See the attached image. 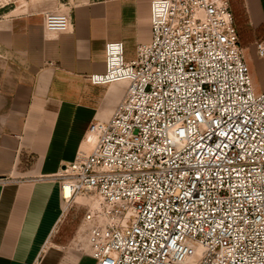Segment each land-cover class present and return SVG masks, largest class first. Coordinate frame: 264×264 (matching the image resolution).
Instances as JSON below:
<instances>
[{"label": "built area", "instance_id": "built-area-1", "mask_svg": "<svg viewBox=\"0 0 264 264\" xmlns=\"http://www.w3.org/2000/svg\"><path fill=\"white\" fill-rule=\"evenodd\" d=\"M45 30L71 32V12L46 14ZM151 30L130 62L106 44L90 80L126 94L91 124V152L47 179L65 203L101 200L83 218L95 264H264V91L231 0H152Z\"/></svg>", "mask_w": 264, "mask_h": 264}, {"label": "crops", "instance_id": "crops-1", "mask_svg": "<svg viewBox=\"0 0 264 264\" xmlns=\"http://www.w3.org/2000/svg\"><path fill=\"white\" fill-rule=\"evenodd\" d=\"M2 2L6 0H1ZM152 0H12L0 8V264H86L52 239L65 211L57 181L88 155L96 121L112 118L127 84H92L105 46L124 44L127 61L149 43ZM254 84L264 91V0H231ZM70 11L72 30H45L50 12ZM90 252V246H89ZM95 263V261H94Z\"/></svg>", "mask_w": 264, "mask_h": 264}, {"label": "rangeland", "instance_id": "rangeland-1", "mask_svg": "<svg viewBox=\"0 0 264 264\" xmlns=\"http://www.w3.org/2000/svg\"><path fill=\"white\" fill-rule=\"evenodd\" d=\"M244 47V46H243ZM247 51L246 55H250ZM65 211L61 219L59 229L52 239L53 243L64 254L73 257L89 253L88 229L83 225V218L88 210L103 211L101 200L95 196H80L70 203H65ZM86 264H95L91 259Z\"/></svg>", "mask_w": 264, "mask_h": 264}, {"label": "trees", "instance_id": "trees-1", "mask_svg": "<svg viewBox=\"0 0 264 264\" xmlns=\"http://www.w3.org/2000/svg\"><path fill=\"white\" fill-rule=\"evenodd\" d=\"M235 15V14H234ZM235 19H236V16H235ZM236 24H237V20H236ZM237 27H238V25H237ZM238 31H239V35H240V30H239V28H238Z\"/></svg>", "mask_w": 264, "mask_h": 264}, {"label": "bare ground", "instance_id": "bare-ground-1", "mask_svg": "<svg viewBox=\"0 0 264 264\" xmlns=\"http://www.w3.org/2000/svg\"><path fill=\"white\" fill-rule=\"evenodd\" d=\"M91 138H93V139L95 140V138H94V137H92V136H91ZM94 143H95V141H94ZM94 143H93V144H94Z\"/></svg>", "mask_w": 264, "mask_h": 264}]
</instances>
